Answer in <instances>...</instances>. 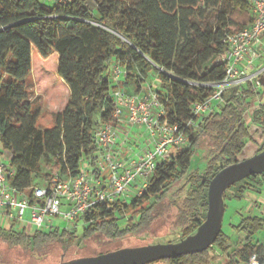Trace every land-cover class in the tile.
<instances>
[{"label": "trees", "instance_id": "trees-1", "mask_svg": "<svg viewBox=\"0 0 264 264\" xmlns=\"http://www.w3.org/2000/svg\"><path fill=\"white\" fill-rule=\"evenodd\" d=\"M250 6V0H70L51 5L41 0H0V146L10 155L12 184L28 189L49 181L54 171L74 178L84 161L95 166L101 150L96 128L114 122L109 68L114 62L122 65L127 82L140 70L143 79L131 80L135 92L154 71L162 86L155 92L169 121L186 131L189 144L158 166L141 195L129 203L120 199L111 208L99 205L78 223L84 238L102 233L118 239L148 229L165 211L171 187L185 179L187 196L179 214L185 227L177 242L195 234L207 216L211 180L241 161L242 151L254 142L244 117L256 95L251 85L231 87L223 104L197 118V126H188L195 118L193 104L212 96L214 89L206 84L225 76V64L218 59L227 49L225 35L253 23L254 16H246ZM33 49L43 59L57 55V75L70 92L53 125L44 129L38 127L40 112L34 110L26 84L33 70ZM251 122L264 134L263 107L252 112ZM202 134L210 135L214 143L203 173L192 170ZM263 150L264 142L256 153ZM43 164L53 172L43 175ZM263 181L264 173L248 177L234 191L230 187L224 200L242 199ZM124 212L132 217L122 226ZM232 227L244 233V240L233 244L222 229L207 251L160 261L210 264L214 247L229 257L227 264H242L254 253H264V244L254 238L264 229V217L242 215ZM77 232L46 229L31 236L25 230L0 227V236L10 244L33 248L67 235L74 241Z\"/></svg>", "mask_w": 264, "mask_h": 264}, {"label": "built area", "instance_id": "built-area-1", "mask_svg": "<svg viewBox=\"0 0 264 264\" xmlns=\"http://www.w3.org/2000/svg\"><path fill=\"white\" fill-rule=\"evenodd\" d=\"M65 4L70 0H56ZM253 9V23L246 28L228 32L224 37L226 51L218 58L225 64V76L221 81L207 83L214 89L210 99L193 104L195 118L188 126H197V118L209 115L217 105L225 101V94L237 84L252 81L259 74L249 69L258 56L264 37V0H250ZM244 63V64H243ZM113 78H126V70L119 63L110 67ZM259 86L261 83L256 82ZM115 109L114 122L101 124L95 136L100 152L95 166L84 161L80 174L74 178L56 171L45 185H34L28 189L15 187L11 179L14 169L0 160V218L16 224H31L40 230L69 229L78 221L94 212L99 205L113 207L118 200L128 202L134 183L141 189V195L148 187L156 169L171 159L189 144L188 135L167 117V110L158 94L129 93L124 90L113 92ZM132 126H143L149 136V146L136 159L116 154L119 133L117 124L124 120ZM29 214V218L26 215ZM55 218H62L66 226H57ZM242 264H264V253H254Z\"/></svg>", "mask_w": 264, "mask_h": 264}, {"label": "rangeland", "instance_id": "rangeland-1", "mask_svg": "<svg viewBox=\"0 0 264 264\" xmlns=\"http://www.w3.org/2000/svg\"><path fill=\"white\" fill-rule=\"evenodd\" d=\"M41 1L50 5L57 2L56 0ZM127 1L133 3L137 0ZM246 16L248 18L249 16H254L252 7ZM212 21H214V19ZM53 58H55L56 62ZM134 73L136 75L135 79H143L140 70H136ZM109 74L112 77L110 68ZM144 82H149L155 91L162 88L158 79V74L154 71L148 74L147 78L142 81V83ZM26 84L27 90L31 96L33 108L40 112L38 127L44 129L52 126L55 115L64 108L70 95L69 88L57 75V55H54L49 59H43L38 54L37 50L33 49V70L26 79ZM99 120L100 117L97 115L96 122ZM142 127L143 126H136V128ZM138 133L139 134L137 135L139 136L142 134L141 132ZM143 142L144 144L146 143L144 140ZM213 147L214 143L211 136L208 134H202L195 152L192 170L199 169L201 173L204 172L208 155ZM250 147L251 146L247 145L242 151L240 154L241 160L253 156ZM0 160L5 164L10 163L7 152L3 151L1 146ZM42 169L43 175L45 173L53 172L50 167L45 164H43ZM55 172L56 171L53 173ZM40 178L42 179L43 176ZM185 182L186 180L183 179L171 187L168 197L164 202L165 211L148 229H144L138 233L128 234L118 239H110L102 233H96L90 238H84L82 236L81 226L76 227V225L71 224L68 226L69 230L71 232L78 231L75 234L76 238L74 241H70L69 237L71 235H67L63 238L37 246L36 248L29 245H12L0 236V264H61L79 258L96 256L123 248H135L160 243H176L181 236L180 233H182V229L185 227L182 226L183 223L179 220V214L181 209H184V202L187 196V186L185 185ZM240 182L231 187V191H234ZM36 183L40 186L45 185L44 181ZM139 183L140 180L135 182L133 185L134 187L131 188L128 203L134 199L136 193L141 189V187L137 185ZM231 191L228 192L231 194ZM225 207L223 230L231 237L232 243L236 244L239 240H244L245 235L244 233L243 235L242 233H238L232 226L238 225L242 215L243 217H264V181L257 186L256 191L246 193L242 199L227 198L225 201ZM131 217L132 214L124 212V218L121 219L122 226H125ZM26 218H29V214L26 215ZM55 223L57 226H66V223L62 218H55ZM0 227L6 230L13 228L14 231L25 230L31 236L34 235L37 230H40L31 224H14L5 218H0ZM254 238L264 244V229L256 233ZM228 258L227 255L222 254L219 249L214 247V250L210 255V264H227ZM154 264L170 263L167 261H160L155 262Z\"/></svg>", "mask_w": 264, "mask_h": 264}, {"label": "water", "instance_id": "water-1", "mask_svg": "<svg viewBox=\"0 0 264 264\" xmlns=\"http://www.w3.org/2000/svg\"><path fill=\"white\" fill-rule=\"evenodd\" d=\"M263 173L264 150L222 169L209 184L208 210L205 221L195 234L179 242L123 248L61 264H149L207 251L214 246L223 229L226 210L225 192L234 184Z\"/></svg>", "mask_w": 264, "mask_h": 264}, {"label": "crops", "instance_id": "crops-1", "mask_svg": "<svg viewBox=\"0 0 264 264\" xmlns=\"http://www.w3.org/2000/svg\"><path fill=\"white\" fill-rule=\"evenodd\" d=\"M113 64H116V62H114ZM249 72L258 73L259 75L256 78H254L252 81L247 80L241 84H237L236 86L246 88L248 85L249 86L251 85L256 91V95L252 99H250L251 100L250 104L244 112V117L248 122V124L251 126V133L254 139V142H249L247 145L251 146L250 151L254 155L258 150V145H261L264 142L263 130L251 122L252 112L259 107L264 108V37H263V45L259 47L258 56L254 60L253 65L249 69ZM111 79L113 81V86H114L113 92L119 89L127 92L136 91V88L133 87L134 83L131 81L133 79H130L128 82L123 78L116 79L113 78V76ZM257 81H259L261 85L258 86L256 84ZM150 90H153L152 86L149 84V82L147 83L144 82L142 83L141 89L135 93L143 94ZM117 129L119 133V138L116 146V154L118 156L136 159L142 153V150L149 146L150 143L148 138L149 136H147L148 132L145 127L136 128V126L130 125L128 121L125 119L121 123L117 124ZM138 132H141L142 134L139 136L137 135L139 134ZM143 140L146 141L145 144ZM8 156L10 159L9 154Z\"/></svg>", "mask_w": 264, "mask_h": 264}]
</instances>
